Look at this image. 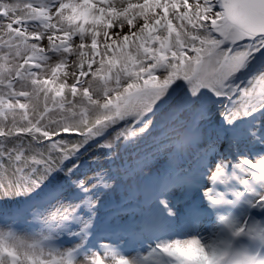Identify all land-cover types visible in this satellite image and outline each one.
Returning <instances> with one entry per match:
<instances>
[{"label": "snow or ice", "instance_id": "obj_1", "mask_svg": "<svg viewBox=\"0 0 264 264\" xmlns=\"http://www.w3.org/2000/svg\"><path fill=\"white\" fill-rule=\"evenodd\" d=\"M262 250L264 0H0V264Z\"/></svg>", "mask_w": 264, "mask_h": 264}, {"label": "clouds", "instance_id": "obj_2", "mask_svg": "<svg viewBox=\"0 0 264 264\" xmlns=\"http://www.w3.org/2000/svg\"><path fill=\"white\" fill-rule=\"evenodd\" d=\"M211 232V229H209V233H207V235H209ZM241 245L244 246V247H247L249 245V241L248 240H243L241 241ZM264 251V250H262Z\"/></svg>", "mask_w": 264, "mask_h": 264}, {"label": "rangeland", "instance_id": "obj_3", "mask_svg": "<svg viewBox=\"0 0 264 264\" xmlns=\"http://www.w3.org/2000/svg\"><path fill=\"white\" fill-rule=\"evenodd\" d=\"M204 236H207V234L202 233Z\"/></svg>", "mask_w": 264, "mask_h": 264}]
</instances>
